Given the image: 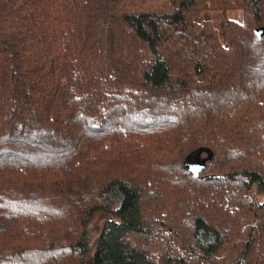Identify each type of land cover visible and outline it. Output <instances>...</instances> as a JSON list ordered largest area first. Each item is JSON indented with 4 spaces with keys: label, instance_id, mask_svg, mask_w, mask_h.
I'll list each match as a JSON object with an SVG mask.
<instances>
[{
    "label": "trees",
    "instance_id": "1",
    "mask_svg": "<svg viewBox=\"0 0 264 264\" xmlns=\"http://www.w3.org/2000/svg\"><path fill=\"white\" fill-rule=\"evenodd\" d=\"M258 27L264 0H0V264H264Z\"/></svg>",
    "mask_w": 264,
    "mask_h": 264
},
{
    "label": "water",
    "instance_id": "2",
    "mask_svg": "<svg viewBox=\"0 0 264 264\" xmlns=\"http://www.w3.org/2000/svg\"><path fill=\"white\" fill-rule=\"evenodd\" d=\"M256 32L259 35H263L264 34V27H258L256 28ZM211 158V154H208L206 157L200 159L198 164H186L185 165V169L188 170L189 172H191L194 176H198L199 172L203 169L204 164L207 160H209Z\"/></svg>",
    "mask_w": 264,
    "mask_h": 264
},
{
    "label": "rangeland",
    "instance_id": "3",
    "mask_svg": "<svg viewBox=\"0 0 264 264\" xmlns=\"http://www.w3.org/2000/svg\"><path fill=\"white\" fill-rule=\"evenodd\" d=\"M227 16L229 18H233V19H236V20H240V17H241V15H240V13L238 11L228 12ZM205 17L210 19L212 22L216 23V22H218L217 20L223 18V15L220 12H207L205 14ZM258 199L260 200V198H258Z\"/></svg>",
    "mask_w": 264,
    "mask_h": 264
}]
</instances>
